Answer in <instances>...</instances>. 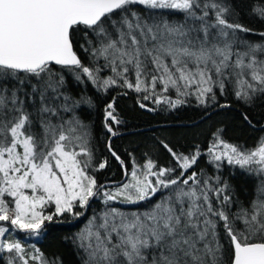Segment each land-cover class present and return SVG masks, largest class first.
<instances>
[{
  "label": "snow or ice",
  "instance_id": "obj_1",
  "mask_svg": "<svg viewBox=\"0 0 264 264\" xmlns=\"http://www.w3.org/2000/svg\"><path fill=\"white\" fill-rule=\"evenodd\" d=\"M132 5L170 10L178 18L132 11L112 19ZM252 12L264 21V0ZM232 15L230 0H0V222L39 235L54 217L82 216L78 209L101 194L105 205L148 201L144 211L107 208L93 216L77 236L83 264H264V137L244 149L223 141L218 130L208 149L217 168L226 161L261 178L247 204L220 176L189 171L199 148L184 154L163 141L173 166L134 163L126 183L101 193L90 170L104 169L107 161L93 167L91 127L75 111L80 101L61 91L64 76L54 70H79L77 80L82 73L105 91L121 86L150 92L155 103L172 108L188 96L201 105L215 103L216 90L223 95L229 85L237 100L252 104L264 100V32L259 42L239 39L238 33L253 29L230 21ZM78 33L93 61L103 64L82 63L74 51ZM104 69L112 75L102 78ZM114 113L115 100L104 115L113 136L110 122L120 123ZM108 150L123 166L111 143ZM9 231L0 223L7 264H61L35 245L29 253L7 237Z\"/></svg>",
  "mask_w": 264,
  "mask_h": 264
},
{
  "label": "trees",
  "instance_id": "obj_2",
  "mask_svg": "<svg viewBox=\"0 0 264 264\" xmlns=\"http://www.w3.org/2000/svg\"><path fill=\"white\" fill-rule=\"evenodd\" d=\"M260 2L261 0H230L235 9V15L229 17L230 21L239 22L253 29L251 33H238L239 39L248 42L261 40L258 33L264 32V21L255 17L252 12L253 6ZM132 11L139 12L144 17L163 15L170 19L178 18V15L170 13V10H149L142 5H132L129 6L128 13H121L118 10L112 19L119 20L120 16L125 14L130 16ZM80 35L82 33H78L74 51L82 63L88 67L103 64L102 59L94 62L91 55L85 51L89 45L85 39L79 38ZM54 70L64 76L65 83L61 91L74 100L80 101L75 111L91 127V142L94 148L93 167L95 168L98 162L107 161L104 169L90 170V174L95 176L98 185L122 182L125 171L130 173L134 163L142 167L148 159L153 160L160 167L173 166L171 156L160 143L163 141L175 151L184 154H191L199 148L201 155L196 165L189 170L190 172L202 173L204 177L220 176L221 180L231 186L235 198L245 204L256 197L261 178L238 166L229 165L226 161L220 162V167L217 168L216 162H212L211 156L208 155V149L214 143L216 139L214 134L218 130H222L220 138L226 143L239 145L244 149L255 148L264 137V100L246 104L236 99L233 87L229 85L223 95L216 90L215 103L209 100L207 105H201L195 96H188L184 98L186 101L184 104L172 108L167 103H155L150 92H136L134 89L121 86H114L105 91L98 85H94L82 73L81 80H77L76 73L79 70L56 66ZM100 75L102 78H107L112 73L109 69H104ZM129 79L134 83V75H131ZM145 95H148L149 99H144ZM167 95L173 100L176 99L174 91ZM89 100L90 104L87 102ZM113 100H115L114 114L120 123H110L113 130L123 136L112 140L111 147L124 161L123 166L108 150L111 136L105 127L104 115L107 104ZM140 104H144L145 107H140ZM224 104L229 106L220 107ZM245 116L248 117L247 120ZM128 179L127 176L125 183ZM116 188H107L101 193L114 191ZM166 194L167 190H164L158 196ZM148 207V201L137 205L115 201L105 205L101 194L96 196L86 209H78L83 212L82 216L74 217L65 214L54 217L52 222H45L46 226L39 235L12 230L10 224L5 223L10 228L6 235L9 239L20 240L29 253L35 245L48 259H58L61 264H83L84 253L78 247L77 236L93 216L99 215L107 208H118L121 211L130 212L144 211ZM46 211H54V207ZM8 256L6 252L0 253V264H7Z\"/></svg>",
  "mask_w": 264,
  "mask_h": 264
},
{
  "label": "water",
  "instance_id": "obj_3",
  "mask_svg": "<svg viewBox=\"0 0 264 264\" xmlns=\"http://www.w3.org/2000/svg\"><path fill=\"white\" fill-rule=\"evenodd\" d=\"M117 11H118V10H117ZM56 67H61V66L56 65ZM116 133H117V132H116ZM109 135L111 136L110 143H111L112 140H114V139H116V138H118V137H120V136H123V134H121V133H117L115 136L111 135L110 133H109ZM118 162H119V161H118ZM124 171H125V170H124ZM125 173H126V171H125ZM126 180H127V175L125 174L124 180H123L122 182H120V183H113V184H112V183L105 184V185H103V189H102V190L107 189V188L118 187V186L122 185L123 183H125ZM102 190H101V191H102ZM93 199H95V197L92 198V199L90 200L89 205H90V203L92 202ZM88 207H89V206H88ZM0 223H7V222H0ZM45 226H46V225H44V226L42 227L41 231L45 228ZM41 231H40V232H41ZM22 233L29 234V233H26V232H22Z\"/></svg>",
  "mask_w": 264,
  "mask_h": 264
},
{
  "label": "rangeland",
  "instance_id": "obj_4",
  "mask_svg": "<svg viewBox=\"0 0 264 264\" xmlns=\"http://www.w3.org/2000/svg\"><path fill=\"white\" fill-rule=\"evenodd\" d=\"M17 231H19V230H17Z\"/></svg>",
  "mask_w": 264,
  "mask_h": 264
}]
</instances>
